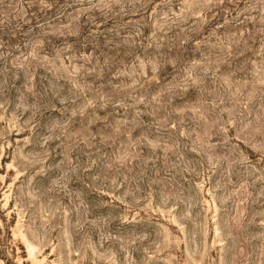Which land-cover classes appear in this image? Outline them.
I'll use <instances>...</instances> for the list:
<instances>
[{
	"label": "rangeland",
	"instance_id": "374dc122",
	"mask_svg": "<svg viewBox=\"0 0 264 264\" xmlns=\"http://www.w3.org/2000/svg\"><path fill=\"white\" fill-rule=\"evenodd\" d=\"M0 264H264V0H0Z\"/></svg>",
	"mask_w": 264,
	"mask_h": 264
}]
</instances>
